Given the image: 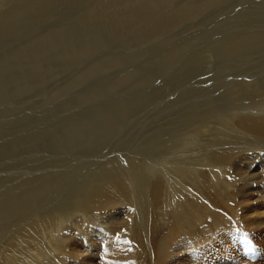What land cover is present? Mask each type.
Returning a JSON list of instances; mask_svg holds the SVG:
<instances>
[{
    "label": "bare ground",
    "instance_id": "6f19581e",
    "mask_svg": "<svg viewBox=\"0 0 264 264\" xmlns=\"http://www.w3.org/2000/svg\"><path fill=\"white\" fill-rule=\"evenodd\" d=\"M70 1L80 42L54 19ZM205 50L223 109L192 84ZM263 67L264 0H0V264H196L237 225L264 232V147L235 148L264 142ZM95 77L68 137L43 129L67 114L45 84ZM109 144L128 164L72 179Z\"/></svg>",
    "mask_w": 264,
    "mask_h": 264
},
{
    "label": "rangeland",
    "instance_id": "374dc122",
    "mask_svg": "<svg viewBox=\"0 0 264 264\" xmlns=\"http://www.w3.org/2000/svg\"><path fill=\"white\" fill-rule=\"evenodd\" d=\"M63 5L61 6H58L57 8H59L58 10H61V11H57L58 13L55 14V21H62L60 22L61 25L60 27H62V31L64 30V28L66 29L65 31H67L69 33L70 30H72L71 28H75V32H78L74 35L77 36V39L79 40V42L81 41V37L80 36H84V38L86 37V33H82V31L79 30V27H77V23H73L72 22V8L78 6L80 8H85V6L83 5H78V3L75 5V3H73L72 1H70L69 3L68 2H63L62 3ZM50 14H53V11H47L46 12V16L50 15ZM50 20V19H49ZM260 23V22H259ZM59 26H57L56 28H51L52 31H55L57 30L58 28H60ZM44 28V26L42 27ZM68 28V29H67ZM45 29V28H44ZM80 31V32H79ZM72 34V32L70 33ZM79 34V35H77ZM82 34V35H81ZM66 36V35H64ZM54 37V36H53ZM81 45V44H80ZM78 46L75 45L73 46L72 48H76ZM61 47V46H60ZM202 50V49H201ZM207 51H202L203 55L206 53ZM114 53H119L118 49L117 48H114L110 54H114ZM104 55H102L103 57ZM206 56V57H205ZM205 58L207 59H210L212 58L213 60V65L211 66H208V65H205L203 64L201 61V63L203 64V67L200 68V69H196V72H195V77H197L195 79V81L192 82L193 86L195 87V89L198 91V92H203V91H207L209 92L210 91V94L214 95V105L216 107H218L219 109H223L225 103H224V100H226V96H227V90H224L223 88H220L216 83L220 80V79H216L214 80V76H215V71H216V68H217V61H216V58L215 56H211V55H204ZM219 57L222 59V60H225L224 58H222L220 55ZM173 63V62H172ZM54 64H56V69L58 70L59 69V66H60V62L59 60H56L54 62ZM177 64V63H176ZM244 65V63H243ZM172 67H173V64H172ZM213 67V68H212ZM243 68L245 69V65L243 66ZM63 69H66V70H69L71 69L69 65H64L63 64ZM213 69V70H212ZM257 75L261 77H263V74H264V67L263 68H260V70H258L257 72H254L252 75ZM201 75V76H200ZM203 77V78H202ZM206 77V78H205ZM213 77V78H212ZM201 78V79H200ZM200 79V80H199ZM203 81V82H202ZM87 82H90V84H87ZM87 82H85V84L87 85H84V86H80L79 88L77 89H72L68 94H66L65 96H58L57 95V92L58 90L60 89V87L64 86V85H67V79L65 78H62L60 79L58 82H57V86L56 84L52 83V84H45V86L42 88L43 90V98L47 99V98H54V104L52 105V107L54 106V109L57 110V109H60V110H64L67 112V114H59L58 112H55L58 116V118L55 119V122L53 120L50 121V126L52 127H57V129H52V128H48L49 126V122L46 121L43 123V129L45 130H52V131H55V133L57 134H60V137L61 138H66L68 137V133L67 131L69 130V128L72 127V124L74 123L72 121V115L74 114L72 112V109L70 110L69 106L72 108H75L77 106V103H78V100L81 98V92H89L91 89H95V86L97 83H99V81L97 80V78H92L90 80H88ZM196 83V85H195ZM209 83V84H208ZM211 83V84H210ZM214 84V85H213ZM210 85V86H209ZM217 85V86H216ZM212 88V89H211ZM221 90V91H220ZM213 91V92H212ZM220 91V93H219ZM226 91V92H225ZM216 94V96H215ZM70 100H72L70 102ZM222 100V101H221ZM221 105H220V104ZM219 105V106H218ZM81 109V107H80ZM85 111H87V108L85 109ZM77 116V115H76ZM75 116V118H76ZM246 139V140H245ZM264 140V139H263ZM251 139L250 138H243V139H240V141L238 140L237 143H236V146L235 148H240L241 150H245L247 152H251L253 153V149L255 148V146L258 148V149H261V147L263 146L264 147V142H258V143H255V145L253 144L252 146L248 147V143H251ZM241 145H240V144ZM110 145V144H109ZM107 146L104 148V150H102L103 152H105L104 156L101 157V159L99 158H95L93 159L90 163L89 161L87 160V158H82L80 157V159H72V179L74 178L75 174H79L81 172H84V171H87L88 169H90L92 167V165L96 164L98 165V163H100L101 166H109L108 163H112L111 160L113 158H115L114 156H119L117 158H121V162H125L126 164L127 161H126V158L124 156H122L121 153H119L117 151V149L111 151L113 153H111L109 151L110 146ZM246 145V146H244ZM259 145V146H258ZM262 147V148H263ZM108 150V151H107ZM250 150V151H249ZM100 154V153H98ZM108 154V155H107ZM113 155V156H112ZM109 158V159H108ZM83 160V161H81ZM79 161V162H78ZM88 162V163H87ZM77 163V164H76ZM83 164H86L85 166H81ZM118 166H117V165ZM258 165H260V163L258 162L257 163ZM116 168H119L120 165L117 163V162H113V164ZM82 170H80L81 168ZM74 170V171H73ZM78 172H77V171ZM76 172V173H74ZM76 174V176H77ZM260 221L261 220H258V225L256 224L255 226L253 227H245V228H241L240 225H237L236 226V229L233 233H230L232 234L231 237H238V235H240L241 237L244 238V234L247 233L249 234V239L253 240L259 247H260V251H261V257L260 259L258 260H255V261H240L238 262V264H264V233L263 231L262 232H257V228L260 224ZM238 228V229H237ZM237 230V232H236ZM239 231V232H238ZM250 231V232H249ZM236 233V234H235ZM258 234V235H256ZM234 235V236H233ZM262 239H261V238ZM229 238V237H228ZM262 242V243H260ZM224 245V246H223ZM230 247L233 249L232 245L230 244V242H222V245L221 243L220 244H217L216 246H212L211 249H202L200 252V254L198 255V257H194V259H196L195 263L196 264H229L227 262H225V259L224 257L226 256V254L228 253H231V254H228V259L231 258L232 259V256L234 254V252L230 249ZM213 249V250H212ZM208 250V251H207ZM233 253V254H232ZM144 255V256H143ZM142 256L145 258L146 255L143 254ZM182 256L184 257V255H180L179 254V258H182ZM259 256V255H258ZM227 258V257H226ZM192 258L190 259H187L185 261V263H190ZM95 264V263H94Z\"/></svg>",
    "mask_w": 264,
    "mask_h": 264
}]
</instances>
